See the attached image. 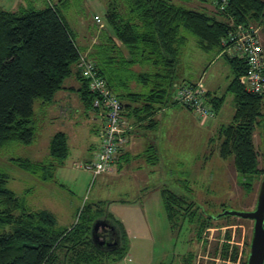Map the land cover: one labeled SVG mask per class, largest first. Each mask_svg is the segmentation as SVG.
Returning a JSON list of instances; mask_svg holds the SVG:
<instances>
[{
  "label": "trees",
  "instance_id": "trees-1",
  "mask_svg": "<svg viewBox=\"0 0 264 264\" xmlns=\"http://www.w3.org/2000/svg\"><path fill=\"white\" fill-rule=\"evenodd\" d=\"M103 1L106 29L98 28L84 51L51 0L42 8L0 9V147L9 141H33L35 101L51 103L83 53L122 102L123 112L136 120L152 121L158 110L176 104L173 96L178 85L191 84L176 81L178 55L186 41L181 33L184 29L197 39L201 49L214 51V58L224 56L231 70L226 91L233 94L235 111L232 120L217 131L218 156L232 157L236 171L244 176L263 174L254 133L263 115L264 93L244 90L239 77L245 73L246 63L223 54L222 42L235 25L264 24V0H229L224 10L219 9L221 0H197L213 5L215 11L210 13L176 5L172 0ZM78 75L80 101L85 109L95 110V95L79 70ZM208 96L205 93L206 102L216 113L224 95ZM68 151L66 134L57 131L49 140L54 163L45 165L24 158L12 161L46 181L53 178L50 169L61 165ZM145 152L153 163L155 147L150 145ZM7 181L8 176L0 172V264H112L127 255V234L121 221L107 211V202L84 203L75 222L60 227L52 212L28 210ZM243 186L248 189L250 185L245 182ZM160 195L171 229H180L187 222L193 225L199 242L204 230L214 225L215 217L200 216L194 201L167 187L160 189ZM100 220L117 229L118 242L112 249L92 241L93 225ZM246 246L249 252L250 241ZM228 249L224 244L222 257H227ZM236 252L235 247L234 256ZM247 255L242 264H246ZM193 256L188 253L191 263Z\"/></svg>",
  "mask_w": 264,
  "mask_h": 264
},
{
  "label": "rangeland",
  "instance_id": "rangeland-1",
  "mask_svg": "<svg viewBox=\"0 0 264 264\" xmlns=\"http://www.w3.org/2000/svg\"><path fill=\"white\" fill-rule=\"evenodd\" d=\"M14 1L16 0H0V8L11 10V2ZM21 1L24 4L29 3V0H17L15 5ZM51 1L58 6L80 50H85L89 40L94 36L93 33L99 30L93 20L95 14L102 18L103 27L100 29H106L103 20L106 6L103 0ZM172 1L186 8L209 13L215 11L213 5L197 0ZM32 2L37 8L45 5L41 0H32ZM257 26L264 52V24ZM181 33L185 35L186 41L181 45L178 55L176 81L194 82V79L206 71V80L211 83L207 84L216 88L222 87L220 90L222 94H219L224 95L221 118L225 125L228 124L232 120L235 103L233 94L224 89L227 78L231 75L226 58L217 56L214 59L216 54L214 51L201 49L197 39L184 29ZM213 59L215 61L208 69ZM66 80L63 85H66ZM54 98L52 103H55ZM38 102L35 101L33 107V141L29 144L9 141L0 147V172L8 176L7 186L24 200L27 209L48 210L55 215L58 226L68 227L75 222L78 211L84 203L94 204L105 201L108 203L106 209L111 215L124 217L125 209L119 201L121 199L138 201L144 208L142 218L144 224L142 226L139 223L141 228L132 230L127 237V255L112 264H242L248 253L246 242L251 240L253 220L235 215L215 216L224 210L238 212L253 210L263 174L244 176L236 171L232 157L220 158L217 154L216 132H211L212 140L207 152L205 146L209 136L202 137L207 130H196L193 124L187 122L177 112L165 122L166 131L162 133L161 139L160 131L152 130L147 136L155 145L160 141L157 151L155 150L157 155L155 158L151 156L153 163L149 162L147 157L146 160L138 159L137 162L143 163V165L136 164L140 168L130 170L121 168L124 175L122 178L118 176L109 178L105 172L95 175L92 171L82 168L86 163L84 158L87 147L98 139L95 127L99 119L95 120L93 114L85 109L81 102L83 111L79 112L71 98L68 107L71 112L68 111L69 113L63 116L56 115L55 121L49 123L51 119L47 114L40 116L41 108L37 106ZM261 111L263 115L254 133V144L259 151L258 167L264 168V97ZM63 122H66L70 153L64 159V167L62 166L58 171L57 167L50 169L53 178L46 181L39 180L12 161L14 158H24L45 165L54 163V158L49 154V139L50 135L60 129ZM54 124L60 127L53 128ZM177 127H179L177 141L175 140L177 144H172L167 134L172 135V131L174 132ZM96 147L95 142L90 153ZM245 182L250 185L248 189L243 186ZM166 187L185 196L188 201H194L200 216L215 217L214 225L204 230L199 242L195 238L193 225H188L187 222L180 229H171L160 198V189ZM153 191H157V195L152 193ZM224 244L229 245L225 258L221 256L220 251ZM235 247L237 252L234 256ZM191 252L194 254L192 263L189 262L188 257V253Z\"/></svg>",
  "mask_w": 264,
  "mask_h": 264
},
{
  "label": "built area",
  "instance_id": "built-area-1",
  "mask_svg": "<svg viewBox=\"0 0 264 264\" xmlns=\"http://www.w3.org/2000/svg\"><path fill=\"white\" fill-rule=\"evenodd\" d=\"M228 1L221 0L219 9L224 10ZM93 20L99 29L103 27L100 15L95 14ZM258 30L255 24H238L230 30L222 42L223 54L246 63V71L239 77V82L246 92L253 94L264 93V52ZM77 68L80 75L87 80L90 92L95 95L93 107L103 121L99 130V148L94 159L83 164V168L92 171L95 175L109 173L113 171L118 152L128 140L131 126L122 116V102L97 73L94 62L85 53L80 54ZM173 101L202 118H212L214 115L212 108L206 102L205 90L200 82L178 85ZM220 251L222 253V248Z\"/></svg>",
  "mask_w": 264,
  "mask_h": 264
},
{
  "label": "crops",
  "instance_id": "crops-1",
  "mask_svg": "<svg viewBox=\"0 0 264 264\" xmlns=\"http://www.w3.org/2000/svg\"><path fill=\"white\" fill-rule=\"evenodd\" d=\"M41 1L45 5L48 3V0H41ZM15 2H17V0L14 1L13 3L11 2V10H8V11H16L20 7H29V6L35 7L32 0H29V3H27V4H24L21 1V3L18 2L15 5ZM14 8H16V9L12 10ZM35 8H37V7H35ZM40 8H42V7H40ZM0 9H3V8H0ZM214 59H216V58H214ZM214 59L211 61L210 65H208V69L210 68L212 63H214V61H215ZM73 71H74L73 74L68 76L66 78L67 80L65 79L67 81L66 85H63V88L59 89L55 93V95H54L55 98L53 97L55 100V103L51 102V103H49L48 106H46L45 104H42L40 102L37 103V106H39L41 108L39 110L41 112L40 116L47 114L49 116V119H51L50 121H48L49 123H52L55 121L54 116H56V115L57 116L58 115L63 116V115H66L67 113H69L68 111L71 112V110H68V107L70 106L71 98H72V102L74 103V105L77 106L78 111L79 112L83 111L82 107H81L83 104L80 101V98H79L78 92H77V90L80 87L78 68L75 66ZM206 77H207V73H206V71H204V72H202V75L200 77H198L197 79H194V82L193 81H184V82H190V83L200 82V84L202 85V88L205 90V93H208L210 97L214 96V95H219L220 93L222 94V92L220 91L222 87L220 86V87L216 88V86L209 85L211 83H209L206 80ZM229 79L230 78L228 77L227 81L225 83V86H224L225 90H226L227 85L229 83ZM207 83H209V84H207ZM80 102L82 105L80 104ZM210 106H211V104H210ZM44 107H46V108H44ZM179 108H180V110H179ZM88 111H90L93 114V117L95 120L97 118L99 119L96 121L97 125L95 127L96 128V136L98 137V139H97V141H95L97 143V147L94 151H92V153H90V152H91V149H93L95 142H91L89 144V146L87 147L86 157L84 158L85 162H90V160L93 157H95V154H96V152L99 148V145H100L99 130L101 129V127L103 125V121L100 118V116L98 117L97 111L90 110V109H88ZM184 111H186V112H184ZM177 112H178V114H181V116L187 122H190L191 124H193V126L196 130H198V131L205 130V129L207 130L206 134H203L202 137H205L207 135L209 136V137H207L206 146H205L207 148V152H208L209 147H210L211 132L214 131V133L216 132V134H217V131L223 125H225V123H223L222 118H221L222 117V106L219 108V110L215 113L214 117H212V118H201L197 113H196L197 115H195L192 113V111L187 110L183 106L176 105V104L167 105L164 108L158 110L156 113H154L153 116H151L152 121H149V118L146 120H142V121L138 120V119L136 120V119L132 118L129 114H127L126 111H124L122 114L123 118L125 119V121L127 123L131 124L132 126L128 131L127 142L123 145V147L120 149V151L118 152V154L116 156V159H115L114 164H113L114 170L110 173H107L109 178L117 177V176L122 178L124 175H123V171L120 170L121 168H124L125 170L126 169L130 170V169L140 168V166L136 165V164L139 163L140 165H143V163L137 162V161H138V159H142V158H144V160H146L145 159L146 158V152L145 151L148 148V146L153 145L155 147V150L157 151V147L160 144V141H159L158 145L151 143L152 139H149V137H147L149 135L150 131H152V130H155L156 132L160 131V137L159 138L161 139L162 133L164 131H166V123L165 122L168 120L169 117H171L173 114H176ZM177 117H178V115H177ZM177 117H176V119H177ZM54 125L55 126H53V128L61 126L58 131H63L67 136L66 122H63L60 126H58L57 124H54ZM98 127H99V129H98ZM178 128L179 127H177V129L174 132L172 131V135L170 133L167 134L169 139H171L172 144H177L176 138H177ZM51 136L52 135H50V138H51ZM202 137L200 136V138H202ZM173 138H174V140H172ZM84 146H86V144H84ZM68 148H69V151H68V154H69L70 153L69 144H68ZM85 149H86V147H85ZM68 154H67V156H68ZM156 154H157V152H156ZM63 163H64V161H63ZM63 163L57 167V171L59 168H62V166L64 167ZM131 164H133V166H131ZM82 168H83V165H82ZM85 170H87V169H85ZM156 192L157 191H153L152 193L157 195ZM160 198H161V195H160ZM161 201H162V198H161ZM154 202H155V199H154ZM119 203H121V206H123L125 209L124 210V217H117L115 215L114 216L121 221L123 228H124V230L127 234V237H128L132 230L141 228L139 226V223L142 224V226H143L144 223H143L142 218L144 217V214H143L144 208H143L142 204H139L138 201L135 202L134 200H132V202H130L128 200L121 199L119 201ZM136 220H137V224H136Z\"/></svg>",
  "mask_w": 264,
  "mask_h": 264
},
{
  "label": "water",
  "instance_id": "water-1",
  "mask_svg": "<svg viewBox=\"0 0 264 264\" xmlns=\"http://www.w3.org/2000/svg\"><path fill=\"white\" fill-rule=\"evenodd\" d=\"M224 215H235L253 220L252 236L250 240L249 252L246 264H264V173L259 187L256 206L251 211H231L224 210L215 217ZM94 223L91 233L92 241L96 244L94 232L99 225ZM107 225L108 222H105Z\"/></svg>",
  "mask_w": 264,
  "mask_h": 264
},
{
  "label": "flooded vegetation",
  "instance_id": "flooded-vegetation-1",
  "mask_svg": "<svg viewBox=\"0 0 264 264\" xmlns=\"http://www.w3.org/2000/svg\"><path fill=\"white\" fill-rule=\"evenodd\" d=\"M105 222L107 221L100 220L94 232L96 244L107 249H112L118 242L117 229L111 222H108V225Z\"/></svg>",
  "mask_w": 264,
  "mask_h": 264
}]
</instances>
